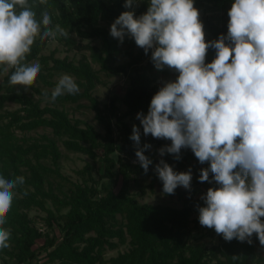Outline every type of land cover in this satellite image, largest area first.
Wrapping results in <instances>:
<instances>
[{"label": "trees", "instance_id": "obj_1", "mask_svg": "<svg viewBox=\"0 0 264 264\" xmlns=\"http://www.w3.org/2000/svg\"><path fill=\"white\" fill-rule=\"evenodd\" d=\"M28 2L38 20L43 11H48L51 27L59 25L69 35H74L78 43L61 35L56 37L68 50H75L82 56L77 61L67 56L59 58L55 50L44 55L42 52L52 38L41 40L38 36L25 63L39 62L41 70L36 81L42 86L54 90L59 80L53 78L68 74L74 77L80 91L65 93L52 100V105L41 106V101L50 99L52 92L41 90L33 83L27 88L32 95H28L22 86L10 84L14 69L4 73L0 68V176L24 178V183L14 189L5 224L0 225L10 232V246L0 249V264H264V258L258 257L252 243L247 241L233 239L229 242L219 236L218 243L208 245L191 240V216L206 206L198 195L219 185L214 181L199 182L201 169L209 168L210 164H200L190 148L181 149L180 160L168 153L148 156V150L145 151L153 161L146 174L139 162L134 163L137 149L124 118L138 113L147 115L151 99L157 93L156 78L152 76L156 69L151 59L153 50L145 54L128 35L121 44L110 35V26L125 11L141 16L147 12L150 0H133L131 8L124 7L126 0ZM233 3L234 0H194L204 25L206 43L218 40L221 35L227 36L228 12ZM94 41L99 45H93ZM135 48L134 55L131 51ZM119 55L130 60L116 65ZM215 58L216 50L209 48L205 64ZM93 64L98 69H94ZM159 72L167 75L170 68L165 66ZM100 74L107 78H126L127 86L122 96L126 112L123 115L118 114L114 98L103 108L99 106L93 91L101 83ZM33 95L39 98L34 99ZM81 101L88 105H81ZM8 104L16 105L17 109H5ZM66 104L93 111L103 132L85 121L70 118L64 110ZM116 126L120 131L119 139L115 137ZM40 128L50 129L66 151L83 154L92 160L99 158L102 178L110 182L98 186L90 175L93 167L86 165L79 172L83 180L71 183L67 192L62 191L66 178L60 172L62 154L56 140L46 135L25 136ZM152 142L150 139L147 144ZM170 145L168 140L167 146ZM161 159L175 172L191 169L190 189L178 186L172 195L163 192V183L155 171ZM212 176L209 173V180ZM141 178L149 179L150 186L156 185L165 196L176 197L182 206L139 203L130 190ZM31 211L45 216L42 219L31 217ZM197 219L199 221V216ZM261 220L264 222V217ZM37 222L44 225L41 227ZM211 232L218 235L214 228ZM250 239L259 241L256 234ZM38 240H43L42 245H37ZM121 246L126 250L106 259V250Z\"/></svg>", "mask_w": 264, "mask_h": 264}, {"label": "clouds", "instance_id": "obj_2", "mask_svg": "<svg viewBox=\"0 0 264 264\" xmlns=\"http://www.w3.org/2000/svg\"><path fill=\"white\" fill-rule=\"evenodd\" d=\"M132 6L133 0H126L124 7ZM40 15L38 20L28 0H0V68L4 73L14 69L11 85L27 89L36 81L41 65L25 60L38 36L69 37L59 25L51 27L48 11ZM228 16L227 36L206 43L194 0H150L138 18L123 12L110 35L121 44L130 36L145 54L153 50L158 71L167 66L179 73L153 96L147 115L138 113L136 119L145 136L171 141L159 149L160 156L168 153L180 160L181 149L190 148L200 164H210L201 169L199 182L214 181L219 187L201 197L206 206L198 209L200 225L214 228L229 242L251 244L255 233L264 245V0H234ZM209 48L216 50V58L205 64ZM79 91L74 77L63 74L51 99ZM130 139L146 174L153 161L144 153L152 146H140L136 125ZM155 171L164 193L172 195L178 186L190 189L191 169L178 173L161 159ZM23 183V177L0 176V225L6 222L14 189ZM9 239L10 232L0 227V249L10 246Z\"/></svg>", "mask_w": 264, "mask_h": 264}, {"label": "rangeland", "instance_id": "obj_3", "mask_svg": "<svg viewBox=\"0 0 264 264\" xmlns=\"http://www.w3.org/2000/svg\"><path fill=\"white\" fill-rule=\"evenodd\" d=\"M146 14V12H144ZM140 15H136L134 18H138ZM59 36V34H57ZM71 42L78 43L79 40L74 35H69L67 37ZM83 43H86L84 41ZM93 45H99L98 41L92 42ZM126 46H122V49H125ZM56 51V57L62 58L67 56L69 59H72L74 61H77L81 58L82 54L77 53L75 50H68V48L62 43V41L58 40L56 37L55 39H51L45 48V50L42 52L44 55H48L52 51ZM152 51V49H151ZM134 55L137 52V48L133 49L131 51ZM86 56H88V53H85ZM130 60L129 57L119 55L116 60V65H123L126 64ZM94 69H98L96 65H92ZM100 80L101 83L96 86V88L93 91V95L97 98L99 102V106L103 108L105 105H108L111 98L115 99V106L117 108L118 114L123 115L126 112V108L124 104L122 103V96L124 94V91L127 86V80L123 76H115L111 78H107L103 74H100ZM156 78L154 85L157 87V92L160 90L161 87L164 86L165 82H175L178 78L177 71L175 69H170L169 74L165 75L157 69L154 70V73L152 74ZM61 76H55L53 80H59ZM1 79V75H0ZM34 85L38 87L41 90H49L50 92L53 91L51 88H47L42 86L39 82L35 81ZM25 88L24 86H22ZM25 92L28 95H32L31 91L29 89H25ZM34 99H38L39 96L33 95ZM81 105L87 106L88 102L81 101ZM43 105H52V99H45L41 101V106ZM5 109L9 111H13L17 109L16 105L8 104ZM64 110L68 113L70 118L73 119H79L82 121H85L94 128L102 133V129L99 126L98 122L94 119V113L88 108H77L76 104H66L64 106ZM136 116L132 117H126L124 118V122H126L129 127L130 131L132 133L133 125H136L140 129V135H141V146L144 144H147L150 139H153V142L151 143V149L148 150V156H160L159 155V149L166 146L168 144V140L166 139H156L151 136V134L145 136L143 134V128L140 124V121L136 119ZM115 124V121H114ZM20 136L21 134L18 133ZM40 135H46L49 138L55 139L58 145V148L62 154V158L60 159V172L61 174L66 178L64 182H62V191L67 192V188L70 187L71 183H80L83 179L81 175L79 174L82 169L86 165H89L92 168L90 171L91 178L96 181L98 186H100L102 183H108L110 182L107 178H102L103 174V167L102 162L98 158L96 160H92L88 158L87 156L79 153H71L64 149V147L61 144V140L54 136L50 129H37L36 131L26 133L25 136L37 138ZM115 137L117 139L120 138V131L118 127L115 128ZM135 146V145H134ZM137 161V158L135 159ZM88 175H85L84 177L87 178ZM119 183L115 187V190L118 188ZM130 192L135 196V198L138 200L139 203H148L152 205H166V206H172L180 208L182 206L181 202L176 197H167L165 196L156 185L150 186L149 179H139V184L137 186H133L130 190ZM207 191L203 190L198 197L206 196ZM66 212V211H65ZM31 217L38 216L40 219H42L45 214L38 212V211H31L30 212ZM199 211L193 212L191 216V223H190V230H191V240H199L201 242H204L208 245L216 244L219 241V236L221 235H214L211 232L210 228L203 227L200 225L198 221ZM197 219V221H195ZM39 226H43L44 224H41L40 222H37ZM54 233L58 235L56 230H54ZM255 235V233L253 234ZM223 237V236H222ZM43 240H38L37 245H42ZM252 245L254 246L255 254L258 257L264 258V245H261L259 241H251ZM126 250V247L121 246L116 250H106L105 257L106 259L116 256L118 253L123 252Z\"/></svg>", "mask_w": 264, "mask_h": 264}, {"label": "built area", "instance_id": "obj_4", "mask_svg": "<svg viewBox=\"0 0 264 264\" xmlns=\"http://www.w3.org/2000/svg\"><path fill=\"white\" fill-rule=\"evenodd\" d=\"M138 162V160L137 161H134V163H137Z\"/></svg>", "mask_w": 264, "mask_h": 264}]
</instances>
